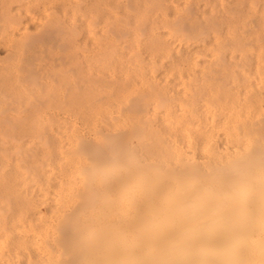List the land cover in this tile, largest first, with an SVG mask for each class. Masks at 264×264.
Wrapping results in <instances>:
<instances>
[{
	"label": "rangeland",
	"instance_id": "obj_1",
	"mask_svg": "<svg viewBox=\"0 0 264 264\" xmlns=\"http://www.w3.org/2000/svg\"><path fill=\"white\" fill-rule=\"evenodd\" d=\"M4 1H0V5L5 6L8 3V0L7 3ZM17 1L21 2L20 5ZM17 1L14 0V5L13 2L11 4L13 7L18 5L17 9L14 7V11L19 10L21 17L27 16L25 19L28 18V22L33 16L32 19L40 20L46 12L58 15L60 12V16L64 13L63 9L58 10L53 6L55 0H23L24 3ZM169 1L173 4L174 0ZM243 1L244 3L241 0V6L237 7L241 10L243 5H248L244 11L241 10L246 11L245 18L257 9L260 15L264 13V0ZM21 5L22 7H19ZM26 9H29V13ZM14 11L19 18L18 12ZM24 18L21 19L25 21ZM1 27L0 32L4 33L5 29L3 31ZM28 29L29 32H38L33 27ZM2 36L8 37L6 34ZM23 42L22 45H25ZM18 43L17 45L21 46V43ZM3 54L5 55L0 52L1 57H5ZM68 59L73 60L72 57ZM151 59L153 58H146L147 64L138 69L134 68L121 74L109 70L108 75H105L110 84L101 86L104 87L101 90L105 94L103 102L108 110L107 116L64 117L61 113L52 117L45 113L33 118L28 117V120L25 118L22 122L15 120H21L18 116L14 117L15 121H0V264H118L122 256L116 251L119 231H112V228L115 227L118 217H125L127 214V200L134 194L137 195L138 188L143 187L144 178L148 181L146 185L152 189L157 186H153L154 180L164 178L162 175L167 167L181 162L182 159L178 158L187 154L192 156L194 151L199 152L194 150L195 147L191 154L185 146L179 150L183 148V141L189 138L190 125L183 123L180 132L177 131L176 134V123L183 116L188 119L194 117L197 121L208 116L211 124L212 109L215 106L219 108V126L216 127L219 136L212 140L211 135L214 133L206 131L199 149L210 154L212 146H216V142L219 143V168L238 167L239 163L231 161L242 159L240 165L244 169L235 175L243 180L233 181L236 186L230 187L229 192L239 191L241 194L238 197L241 199L255 197L264 208V21L251 23L247 27L219 23V70L213 67L216 70L209 73L207 70L210 68L207 69V66L203 65L209 73L210 81L213 79V84L217 82L216 86L205 82L204 87L199 82L201 78L205 81V77L200 75H206L201 65L196 67L198 70L201 68L200 72H193L199 79L192 76L194 78L190 83L188 77L193 74L186 73L189 70L191 73V69L186 71L183 65L174 64L176 69L175 66L170 67L173 66L171 63L167 66V62L173 59H163L166 63L162 64L161 58V69L157 70L160 68L158 59H155L158 65L153 64ZM14 60L8 64L13 66L10 65L11 69L19 70L16 67L19 60ZM39 60L37 58L35 61ZM62 62L63 68L61 67L60 71L63 72L65 67L68 70L70 63L68 67L64 65L68 61L64 62L63 59ZM225 65L228 66L226 71L223 70L226 74L220 76ZM179 67L185 69L186 73ZM186 67L195 68L192 65ZM66 69L64 71L67 72ZM178 69L180 71H177ZM217 70L219 72H216ZM68 72V79L75 76V72ZM215 72L219 73V80L217 75L216 78L213 77L215 75L210 76ZM64 73L58 76L59 79L54 83L55 93H58L59 89L61 91V88L64 89L61 91L62 95L67 92L63 85L66 80ZM196 79L197 83H194ZM214 79H217L216 82ZM209 83L211 86L207 85ZM33 88V92L36 91L33 95L43 93L39 88ZM15 95L13 94L14 100L13 97L9 98L12 103L8 99L13 105L19 98L18 94ZM31 96L24 99L30 101L33 99ZM133 97L141 103V107L135 110L128 107ZM6 98L5 101L8 102ZM56 100L53 98L48 102L56 103ZM16 112L12 111L17 115ZM158 118L161 122L157 121ZM197 126L199 127L198 122L191 128ZM118 135L121 136V151L117 150ZM128 145L134 153L133 158L126 154ZM167 147L184 150V153L187 150L188 153L184 155L176 151L183 154L180 157L181 154L177 156L173 150L169 149V152ZM229 147L233 149L232 154L228 150ZM147 149H151V152ZM166 151L172 155V159L169 154L168 160ZM253 151H258V154L249 155V152ZM137 152L140 161L134 159ZM171 152H174V156ZM153 153L156 154L152 155ZM171 160L178 163L169 165ZM142 167L149 169V173L142 172ZM221 173L219 170V175ZM238 183L242 185H237ZM261 215L264 216V213Z\"/></svg>",
	"mask_w": 264,
	"mask_h": 264
},
{
	"label": "bare ground",
	"instance_id": "obj_2",
	"mask_svg": "<svg viewBox=\"0 0 264 264\" xmlns=\"http://www.w3.org/2000/svg\"><path fill=\"white\" fill-rule=\"evenodd\" d=\"M0 1L3 3V0ZM167 1L171 3L169 0H55L53 6L58 10L63 9V16H60L62 15L60 12V15L55 11L56 14L46 12L40 20L32 19L33 16L28 22V18L25 19L27 16L21 17L19 10L14 11V7L20 5V1H17L18 5L13 7L14 0L13 4L5 0L4 3L12 4V8L10 5H0V27L3 23L7 25H4L6 28L1 27L6 33L0 32V52L5 53L3 54L5 57L0 56V121H13L14 117L18 116L21 120H15L22 122L25 118L28 120V117L33 118L45 113L52 117L61 113L63 116H107L108 110L103 102L105 94L101 90L104 87L101 86L110 84L105 77L109 70L121 74L134 68L138 69L147 64L146 58H153L151 60L155 65H158L155 61L158 59L157 63L159 62L158 67H160L161 58L162 61L170 58L173 60L168 61L167 66L171 63L173 66L170 67L173 68L176 64L183 65L186 71L192 70L191 73L190 70L186 73L185 69L179 67L186 74H193L188 77L189 82L192 83L191 80L194 78L192 76H196L193 72L196 70L200 72L201 68L205 69L204 66L211 69H205V72L213 71V67L219 70L217 67L219 66V23L247 27L251 23L264 21V13L261 14L262 17L258 9L245 18L244 15L247 13L241 10L244 11L245 6L248 5H243L244 8L241 7L243 8L241 10L237 7L244 3L243 0L242 2L227 0L228 3L226 0H182L183 2L172 0L173 4ZM239 1L240 4L237 3ZM44 8L46 10L47 7L44 5ZM12 10L18 12L19 18ZM27 12L24 11L26 15ZM8 19L11 22L15 20V23L13 22L15 25L10 24ZM4 21L9 23L6 24ZM27 24L32 25L31 27L36 28L38 32L27 31L28 28L31 29ZM8 25L10 28L14 26L12 32L10 28L7 30ZM237 31L236 29L235 32ZM3 34L8 37L2 36ZM21 38L25 45H22ZM18 42L22 47L17 45ZM71 57L73 60L68 59ZM12 58L19 60L20 63H17L20 68L19 65L14 66L21 71L16 70V67L15 70L11 69L13 66L8 63L13 61ZM37 58L40 60L35 61ZM63 59L64 62L68 61L64 65L68 66L70 63L68 70L65 67L67 72L69 69L75 72L72 78L68 79L70 74H66L65 69L63 72L60 71ZM187 65L195 68H188ZM197 66L201 67L200 70L196 68ZM175 67L177 69V66ZM226 67L228 66L222 67L224 69L220 76L226 74L224 73ZM159 69L161 67L157 68ZM11 70L19 72L13 73ZM218 70L216 72H219ZM208 72H206L207 76L205 73L199 74L205 77V81L201 77L199 81L204 87L205 82L213 84ZM216 72L210 76L215 75L213 77L216 78L217 75L219 80V73ZM63 73L66 76V80L63 77L65 80L63 85L67 88L64 95L61 93L62 90L64 91L62 85H60L62 90L59 89L61 94L59 91L55 93L54 87L55 81L59 79L58 76ZM217 79H214V82ZM194 83H197V79ZM210 83L207 85L211 86ZM216 84L214 83L213 86ZM32 86L35 89L39 88L43 93L33 95L36 91L33 92ZM13 94H18L19 100H15L18 106L11 104L9 98L13 97ZM27 94L33 95L31 96L33 99L30 101L24 99L26 96L30 98ZM14 97L16 99L17 95ZM53 98L57 99L56 103L55 101V104L49 103L48 100ZM20 99L26 101L19 102ZM128 107L135 110L141 107V103L133 97ZM55 109L58 113L53 111ZM13 110L17 111V115L12 113ZM218 117L219 108L215 106L212 109L211 124L208 116L198 121L194 117L188 119L183 116L178 119L176 134L177 131L180 132L183 123L187 122L190 125L189 138L183 141V148L179 150L187 147L190 153L195 147L194 150L197 149L199 152L194 151L191 156L186 153L187 150L184 153V150L178 151L167 147L177 156L181 153L187 155L181 154L182 157L178 158L182 159L180 163L175 161L178 164H172L175 165L172 168V165L165 168L162 175L164 178L161 177V180L155 178L153 186L157 185L156 187L150 189L146 185L148 181L144 178L143 187L138 188L137 195L134 194L127 200V214L125 217H118L115 227L112 228V231L113 229L119 231L116 251L122 256L118 264H264V216L261 215L264 213L263 205L258 203L255 197L241 199L238 197L241 194L239 191L229 192L230 187L236 186L233 181L243 180L242 177L235 175L236 172L244 169L240 165L243 160L237 158L231 161L239 163L238 167L219 168V143L216 142V146H212L210 154L199 149L206 131L210 130L214 133L211 139L219 136V131L216 130L219 126ZM157 121L160 119L158 118ZM196 122L199 127L191 128ZM121 145V136L118 135V151H121ZM125 150L128 157H134L130 145ZM228 150L232 154L233 149L229 147ZM147 151L151 152V149ZM167 151L166 156L170 160V150ZM176 151L181 153L178 154ZM174 152H171L173 156ZM256 154L258 151L249 152L252 156ZM134 159L141 160L138 152ZM175 162L171 160L169 165ZM141 169L142 172L149 173V169L143 167ZM219 170L222 171L220 175ZM246 179L249 180L250 177ZM163 180L165 182H162ZM156 181L161 182L156 184ZM228 193L235 195L229 197Z\"/></svg>",
	"mask_w": 264,
	"mask_h": 264
}]
</instances>
